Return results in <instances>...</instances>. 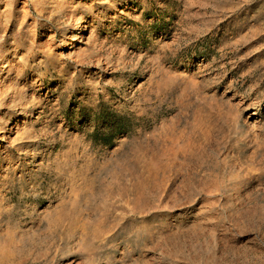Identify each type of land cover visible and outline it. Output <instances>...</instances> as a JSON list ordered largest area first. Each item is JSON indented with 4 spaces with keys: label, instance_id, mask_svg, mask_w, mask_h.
Returning <instances> with one entry per match:
<instances>
[{
    "label": "rangeland",
    "instance_id": "374dc122",
    "mask_svg": "<svg viewBox=\"0 0 264 264\" xmlns=\"http://www.w3.org/2000/svg\"><path fill=\"white\" fill-rule=\"evenodd\" d=\"M55 1L0 0V264H264V0ZM205 117L200 190L97 214Z\"/></svg>",
    "mask_w": 264,
    "mask_h": 264
},
{
    "label": "bare ground",
    "instance_id": "6f19581e",
    "mask_svg": "<svg viewBox=\"0 0 264 264\" xmlns=\"http://www.w3.org/2000/svg\"><path fill=\"white\" fill-rule=\"evenodd\" d=\"M54 2L56 1L54 0ZM81 24L78 22L74 29L77 30ZM210 125L211 119L205 117V119H201L198 126L187 127L183 133L160 132L158 135H153L151 142L154 145H151L148 149L141 144H134L136 150L145 156L134 162L132 166L129 165V168L126 166L125 174L131 177L128 181L119 179L115 184L109 185L107 181L101 180L98 185H94L97 178L88 177V175L92 169H95V166L87 164L84 168L79 169L77 175L84 178L87 186L96 187L95 189L99 192L103 191L106 193V197L103 196L105 197L103 198V205L99 208L95 206L97 214L101 212L107 216L112 213V209V211L105 210L109 207L116 208L110 201L111 197L114 199L118 198L120 203L115 202L117 207L126 209L127 206H133L131 208L133 212L139 211L140 208L145 206L159 203V193L164 187L163 181L166 179V175L174 170L175 197L177 194L194 192L196 189L200 190V187L197 186L200 181L197 165L205 160L206 157V147L210 139ZM2 140L5 141V137H2ZM227 165L225 164L224 166ZM212 178L213 176L209 177V179ZM203 181H206L204 177ZM75 188L77 190V187ZM204 188L202 187V189ZM73 205L72 210L67 212L64 211L65 209L60 210V213L49 221L48 225L55 230V235L59 234L63 224H67L65 221L76 220L74 217L76 203H73ZM102 208L104 211L99 210ZM100 220H102L101 215L97 219L98 224Z\"/></svg>",
    "mask_w": 264,
    "mask_h": 264
}]
</instances>
